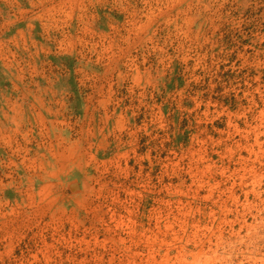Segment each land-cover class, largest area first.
I'll list each match as a JSON object with an SVG mask.
<instances>
[{"label":"rangeland","instance_id":"rangeland-1","mask_svg":"<svg viewBox=\"0 0 264 264\" xmlns=\"http://www.w3.org/2000/svg\"><path fill=\"white\" fill-rule=\"evenodd\" d=\"M0 264H264V0H0Z\"/></svg>","mask_w":264,"mask_h":264}]
</instances>
